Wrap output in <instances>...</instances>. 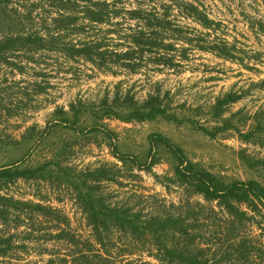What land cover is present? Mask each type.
<instances>
[{
	"label": "rangeland",
	"instance_id": "374dc122",
	"mask_svg": "<svg viewBox=\"0 0 264 264\" xmlns=\"http://www.w3.org/2000/svg\"><path fill=\"white\" fill-rule=\"evenodd\" d=\"M98 2L108 3L100 14L119 10L121 17L92 23L87 14H97L92 6ZM183 2L208 14L216 30L207 32L185 17L193 11L180 10ZM138 10L157 18L170 14L193 40L187 52L178 44L171 52L174 67L156 62L168 55L159 50L143 54L137 73L112 65V75L60 51L68 43L103 38L116 50L119 35L138 29L140 23L129 18ZM60 15L74 21L55 30L53 19ZM43 28L64 36L67 45L20 49L8 55L10 65L0 63V168H42L43 174L0 181V193L45 207L13 212L20 219L0 225V240L11 236L9 246L0 244V264H190L168 257L162 246L205 264H264V205H241L230 216L216 202L189 194L171 181L167 149L159 145L151 154L149 143L150 135L160 134L224 181L264 187V0H0V36ZM125 44L122 50H128ZM214 44L232 60L199 49ZM229 94L238 99L215 107ZM150 96L171 119L104 116L106 103L121 108L133 99L141 105ZM153 155L158 164L152 171L140 170ZM98 169L95 181L89 174ZM74 182L89 188L103 210L121 207L131 217L140 212L138 233L109 226L103 246L97 244ZM152 218L182 221L156 240L143 231Z\"/></svg>",
	"mask_w": 264,
	"mask_h": 264
},
{
	"label": "trees",
	"instance_id": "16d2710c",
	"mask_svg": "<svg viewBox=\"0 0 264 264\" xmlns=\"http://www.w3.org/2000/svg\"><path fill=\"white\" fill-rule=\"evenodd\" d=\"M183 1V0H182ZM185 6H180V10L190 8L193 11V14H183L188 19L190 18L193 22L198 24L207 32H212L216 30V24L214 20L210 19L208 14H204L199 10V7L183 2ZM108 3L98 2L93 4V9L97 14H87V19L92 23H104L113 18L121 17L119 10H115L114 14H100L107 9ZM171 7V6H170ZM92 9V8H91ZM32 15V14H30ZM62 19H53V25L55 30H59L66 24H72L73 19L69 16L63 17L59 16ZM170 14H163L162 17L157 18L155 14H141L140 11H135L133 14H129V18L136 19L140 24L138 29L129 36H121L120 41L116 45V50H109V44L106 42L105 38L99 41H89L82 42L79 44H70L69 47L61 48L62 53L72 59L81 58L85 61L91 63L95 68L102 71L103 73H109L115 75L114 70H112V65H118L128 69L130 73H137L138 68L141 63L138 60H141L145 52H157L159 50H164L168 55L160 57L156 60L157 63H162L167 67H174L173 59L171 52L175 51L176 45H182L183 52L188 51V45H191L192 39L186 38V31L184 27L173 24V21L170 20ZM65 27V26H64ZM44 32H33V33H15V34H5L0 36V63H5L10 65L8 62V55L14 51H19L20 49H27L28 51L34 53L43 49L51 50L55 45H67L64 44V36H61L59 33H56L55 30H44ZM79 31V30H78ZM113 33V32H112ZM172 37L174 42H169L168 38ZM171 38V39H172ZM166 40H168L166 42ZM129 45L128 50H122L121 47L124 45ZM198 43V41H197ZM199 49L202 51H209L217 53V55L224 57L226 59H231L233 56H229L225 52H219V47L217 44H214L210 48L205 46H199ZM226 49V48H225ZM122 50V51H121ZM65 55V54H64ZM169 56V57H168ZM183 58L185 56H182ZM138 61V63H134ZM238 98H231V95L225 97L224 102H218L215 107H218L223 104L232 103ZM104 116L115 117L123 122H144L154 120L158 116H162L167 119H171L172 116L167 114V111L164 108H161L157 103H154V100L150 98L143 104H138L136 101L131 99L126 106L118 107V104L114 105L104 104ZM73 109V107L71 106ZM119 109H122L121 111ZM205 133L209 135H214L213 132H208L205 130ZM247 140V138L245 139ZM150 143V153L154 149H157L159 145L164 146L169 154L172 157L173 163V174L174 181L177 186L182 187L184 190L188 191L189 194L199 195L207 202H216L219 207L224 208L226 212L233 216L238 210L239 206L245 205L249 208L255 207L257 204L264 205V187L258 184L255 181H231L226 182L221 176L214 175L200 164L194 163L189 160L180 147L171 142L168 138L160 134H152L149 136ZM114 149V148H113ZM114 151V150H113ZM120 162L126 163V158L122 155L115 152L113 154ZM158 164V160L153 155L152 160L146 163L144 166H139L140 170H144L147 173L152 171L154 165ZM42 169V168H41ZM41 169H35L33 171L24 169H11V168H0V181L3 184L11 183L18 179H28L32 176L35 178L43 177L41 174ZM100 169L95 170L92 174H89V177L93 178L95 181H98L97 177L100 173ZM75 191L76 197L79 203L82 205L85 218L87 220L88 226L92 230L93 240L103 246L102 233L106 231L109 226L115 227L119 231L128 232L131 235H136L138 232L137 223L140 220L141 213L134 216H129L128 212L121 207H112V208H103L98 203H95V199L91 194V190L87 188L82 190L75 182ZM0 191H2L0 185ZM95 200V201H94ZM26 207L33 208L38 211H43L45 207L41 204H33L24 200H17L7 194L0 193V225H8L11 217L20 219V216L14 217L13 212H22ZM51 208H48L49 210ZM245 212H241V215L244 216ZM47 216V214H43ZM174 221V220H173ZM172 219L168 218L166 220H158L152 218L148 222H144L143 231H146L151 236H155L156 240L159 238L157 235H162L168 232V229L174 224H180L182 220L180 218L173 223ZM174 225V227H175ZM157 234V235H156ZM11 241V236L0 240V244H5L9 246ZM162 246V245H161ZM164 247L165 253L168 257L177 256L183 261H186L190 264H205V261L198 260V258L192 254L183 253L177 255L176 252L169 249L167 246ZM1 255H4L0 252Z\"/></svg>",
	"mask_w": 264,
	"mask_h": 264
}]
</instances>
